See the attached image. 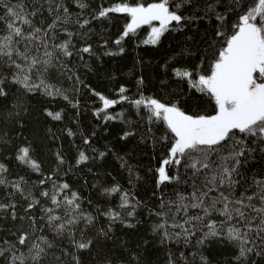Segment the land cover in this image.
I'll list each match as a JSON object with an SVG mask.
<instances>
[{"label":"trees","instance_id":"trees-1","mask_svg":"<svg viewBox=\"0 0 264 264\" xmlns=\"http://www.w3.org/2000/svg\"><path fill=\"white\" fill-rule=\"evenodd\" d=\"M35 2L39 4L40 0ZM57 2L67 7L69 14L67 22L60 25L66 31H58L49 50H52L51 45L68 40V33H72L70 51L73 56L63 59L68 61V67L73 68L74 73L69 78L57 66L50 68L45 78L68 99L45 96L41 91L28 93L17 85L7 86L9 94L0 97V164L7 171L0 173V177L9 182L20 181L23 192L0 186V203L14 201L17 215L25 216L28 202L39 200L40 204L28 214L43 229L36 235H45L57 245L56 249L49 250L50 254L55 251L56 255H61V247L70 252L72 255L63 256L66 264L77 261L79 264H169L170 259L173 264H235L237 250L226 241L213 239L200 246L194 244L193 238L192 244L185 245L174 240L161 242L160 235L153 232V225L158 221L153 212L158 210L161 193L165 199L175 198L176 185L157 187L158 168L168 158L172 134L163 121L150 118L147 109L130 102L137 98H155L166 105H175L189 115L216 114L214 101L190 87L187 79L176 77L174 72L189 70L194 77L210 75L214 57L224 47V39L216 33L222 30L225 36L229 35L237 22V15L229 10L230 0H223V7H218L226 17L222 25L214 13L205 16L208 0H191L190 5L185 4L179 9V14L202 18L184 20L181 25L172 22L155 45L147 42L148 25L122 38L131 21L127 14L94 17L102 8L115 7L118 3L147 6L160 0H80L86 5L83 9L77 0ZM220 2L215 0L213 6L217 7ZM175 3L176 0H172L173 6ZM44 8L42 15L31 18L35 26L46 28L52 22L46 0ZM170 10L175 9L170 7ZM60 15L63 21L65 14L61 12ZM85 20L89 23L81 27ZM23 27L28 30L27 25ZM117 39H121L119 45L115 43ZM85 46L91 48V53L79 51ZM32 77L38 82L35 73ZM121 86L126 88L124 95L129 100L107 109V113L115 118L106 120L99 95L118 100ZM47 112L60 113L61 119L54 120ZM86 139L90 143L86 144ZM21 147L29 148V157L38 165V170L17 160ZM246 147L249 151L243 159L241 172L251 183L254 177L264 178V150H261L264 144L256 141ZM80 152H84L87 159L77 164ZM48 177L52 179L48 180ZM41 179L46 180L44 185L40 184ZM63 183L69 188L61 192L58 199L65 195L71 198V193L76 192L82 212L94 219L87 227L84 222L69 226L62 238L46 226L47 218L42 209L54 206L40 193L54 191L53 184ZM117 185L120 193L105 192ZM8 192L13 193L11 198L7 196ZM122 193L129 194V206L125 208L120 207ZM132 204L137 207L128 216L127 213L133 211ZM66 208L62 204L51 213L62 217L57 223L67 224L71 219L65 214ZM109 209L120 214V221L113 222L102 215ZM77 228H84L87 233L84 238L93 241L89 249L78 250L69 244L68 234L77 240L82 238ZM19 230L33 234L31 221H13L10 215H0V246L7 248L2 241H15L16 237L11 233L19 234ZM22 252L27 258L28 249L22 248ZM201 256L205 257L204 261ZM252 259L257 264H264V258L253 256ZM0 264H6L2 257ZM27 264H31L30 259Z\"/></svg>","mask_w":264,"mask_h":264},{"label":"snow or ice","instance_id":"snow-or-ice-1","mask_svg":"<svg viewBox=\"0 0 264 264\" xmlns=\"http://www.w3.org/2000/svg\"><path fill=\"white\" fill-rule=\"evenodd\" d=\"M46 2L52 22L45 28L35 26L31 19L42 15L45 10L44 0H40L39 4L35 0H0V25H3L0 28V97L9 94L8 85H17L28 93L41 91L45 96H63L65 100L68 99L60 89L49 85L45 76L50 68L57 66L69 78L74 73V69L68 67V61L63 59L73 56L70 51L72 33H68V40L51 45L52 50H49L50 42L55 39L58 31H66L60 25L67 22L69 9L57 0ZM214 2L215 0H208L205 16L214 13L222 25L226 17L218 11V7H223V0L217 7L213 6ZM77 3L81 9L86 6L80 0ZM190 3L191 0H176L174 6L172 0H160L147 6L118 3L115 7L102 8L94 18H106L109 13L127 14L131 22L122 38L134 33L141 25H151L153 21H158L159 27H152L147 41L155 45L172 22L181 25L184 20L202 18L179 14V9ZM170 7L175 10H170ZM229 10L237 15V22L233 24L229 35L225 36L222 30L216 33L224 39V47L214 57L210 75L194 77L189 70L174 72L176 77L187 79L190 87L214 101L215 115H189L177 106L166 105L155 98H137L130 102L147 109L150 118L163 121L172 134L168 158L158 168L157 187L176 185L175 198L165 199L164 193H161L158 210L153 212L158 217L153 225V232L160 235L161 242L174 240L185 245L192 244L193 238L194 244L200 246L213 239L226 241L237 250L235 264H257L252 259L253 256L264 258V178L254 177L249 183L247 176L241 172V166L249 151L246 145L256 141L264 144V0H230ZM61 12L65 14L63 21ZM88 23L85 20L80 26L84 27ZM23 25L28 26L27 31ZM121 39H117L115 43L119 45ZM79 51L91 53L92 50L85 46ZM33 73L38 77V82L33 79ZM126 91L123 86L119 88L118 100L99 95V100L102 101L101 111L105 112L106 120L115 118L107 113V109L129 100L124 95ZM46 114L54 120L61 119L60 113ZM69 135L72 133L69 132ZM84 142L90 143L87 139ZM18 151L16 158L20 163L38 170V165L29 157L28 147H21ZM100 155L103 156L104 153ZM86 159L84 152H80L77 164ZM6 171L4 165L0 164V173ZM45 183V179L40 180L41 185ZM252 185L255 187L252 188ZM0 186L11 187L21 194L23 192L20 181L9 182L0 177ZM68 188L67 183L53 184L54 191L40 193L50 199L54 206L42 209L47 218L46 226L50 230L54 229L56 235L62 238L69 226L84 222L87 227L93 224L94 219L82 212L76 192L71 193V198L65 195L58 199L61 192ZM105 192L116 194L121 189L117 185L105 189ZM212 193L216 195H211ZM12 195V192L7 193L9 198ZM120 200L121 208L129 206L128 193H122ZM38 204L39 200H30L24 209L26 215L18 216L14 201L10 204L0 203V215H10L13 221L28 219L33 228L31 235L19 230V234L11 233L16 237L15 241H2V244L8 246H0V257L4 258L6 264H27V259L31 260V264H66L63 256L72 255L62 247L61 255H56L55 251L50 254L49 250L56 249L57 245L45 235H36L37 231L43 232V229L28 214ZM62 204L67 206L65 214L71 217L67 224L57 223L62 217L51 214ZM136 207V204H132L133 211H129L127 215L131 216ZM102 215L113 222L121 219L120 214L111 209ZM77 230L82 238L77 240L75 236L68 234L69 244L78 250L89 249L93 241L84 238L87 235L84 228ZM104 234L107 236L106 232ZM22 248L28 249L27 258ZM201 260L204 261L205 257L201 256ZM169 264H173L171 259Z\"/></svg>","mask_w":264,"mask_h":264},{"label":"rangeland","instance_id":"rangeland-1","mask_svg":"<svg viewBox=\"0 0 264 264\" xmlns=\"http://www.w3.org/2000/svg\"><path fill=\"white\" fill-rule=\"evenodd\" d=\"M141 26H146V25H141ZM148 26H149V33H148V40H149L150 35H151V29H152V27H159V22L158 21H153L152 24L151 25H148Z\"/></svg>","mask_w":264,"mask_h":264}]
</instances>
